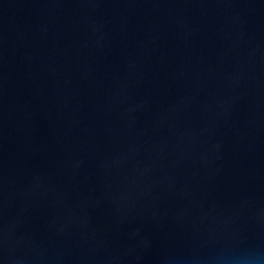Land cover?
Returning a JSON list of instances; mask_svg holds the SVG:
<instances>
[{
  "label": "water",
  "instance_id": "1",
  "mask_svg": "<svg viewBox=\"0 0 264 264\" xmlns=\"http://www.w3.org/2000/svg\"><path fill=\"white\" fill-rule=\"evenodd\" d=\"M0 264H264V0H0Z\"/></svg>",
  "mask_w": 264,
  "mask_h": 264
}]
</instances>
